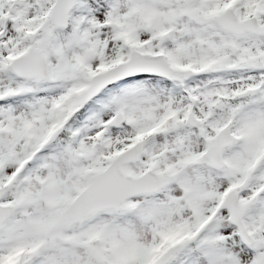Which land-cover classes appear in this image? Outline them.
Wrapping results in <instances>:
<instances>
[{
	"label": "snow or ice",
	"instance_id": "snow-or-ice-1",
	"mask_svg": "<svg viewBox=\"0 0 264 264\" xmlns=\"http://www.w3.org/2000/svg\"><path fill=\"white\" fill-rule=\"evenodd\" d=\"M0 264H264V0H0Z\"/></svg>",
	"mask_w": 264,
	"mask_h": 264
}]
</instances>
